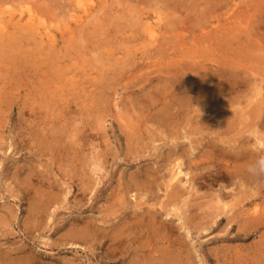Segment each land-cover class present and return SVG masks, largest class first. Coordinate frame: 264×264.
I'll return each instance as SVG.
<instances>
[{"label":"rangeland","instance_id":"obj_1","mask_svg":"<svg viewBox=\"0 0 264 264\" xmlns=\"http://www.w3.org/2000/svg\"><path fill=\"white\" fill-rule=\"evenodd\" d=\"M56 1H54L55 3L54 2L52 3L51 0L49 1L48 0H24V1L0 0L1 17H10L11 11H14L19 16L20 13L24 11L25 19L23 20L22 23L26 24V18L28 16V6L34 5V8L35 9L37 8L36 10L39 11L40 8L39 11L41 12L40 14L47 20V24L51 26L50 28L52 29V31L57 34L56 49L54 46L52 47V44L55 41L54 42L49 41L50 38L45 33L38 32L35 33L33 37L27 38L28 40H25L22 45L23 49L25 48L29 51L27 53H32V51L36 49V45L38 43H41L42 45L39 44L42 46V48H40L42 50H40V54H39L41 61V58L42 59L47 58V60L49 59L51 60L52 57H54L55 51H58L59 49L61 50L58 51L59 52L58 54H60L59 57L55 58L52 64L50 62L34 63L31 60H27L26 58L23 57L22 58L19 57L17 58V60H10L11 58L5 56L7 45L5 46V48H3V44L5 42H3L4 41L3 38L0 39V50L3 51V53H0V60H1L0 61V251L4 255L3 262L6 264H11V263L12 264H27V263L28 264H44V263L72 264V262L74 264H133V263L135 264H148V263L150 264H177V263L178 264H262L263 263L264 264V236H263L264 225L263 224L260 226L257 225L258 226L257 227L252 223L248 224L249 219L247 220L246 216L247 215L249 216V213H247V215L245 213H240L243 211V209H247L246 211L252 210L253 206H255V203L247 205L248 207L238 205L235 208V210H232V212L229 211V213H222V215H220L217 218L212 219V216H210L209 217L210 223L205 224L204 228L202 229H197L189 225L188 223H185L184 218L180 217L178 214H176L173 211L172 209L173 207H171L172 205H167V209L163 208L164 214L162 215L160 213L159 218H162L163 216L165 218L166 217L168 218L167 212H170V210H172L173 212L169 215L170 216L169 218H171L169 221H172L174 228H176L174 229L173 238L175 237L181 243L183 240V239L181 240V238H184V240L186 239L185 240L186 242L183 240L182 245L185 246L188 251L184 248L185 249L184 252L180 253L181 251L179 250H181L183 246L179 249H176V247L174 248V246H172L169 249L172 250V253L175 252L174 254L180 255L179 258H181V260L177 258V260L179 259L178 261L175 259L168 261L166 259H161V257H159L161 256V252H162V250L161 252L159 250L162 248V246H164L165 248L167 243L160 242V244L162 243L160 247L158 246L159 244L152 245L155 247L156 250L154 249V251L156 253L154 251L153 253L152 252L150 253L152 247H150L151 245L149 244L151 242H148L150 238L146 236L148 234L146 235L138 234L139 236L137 237L136 240H132L133 242H130L131 240H129L128 238L129 236L127 235V233L124 234V237L126 236L124 239H127L126 242H123L122 245H120L121 247L123 246L122 249H120L121 248L120 246L115 247L116 248L115 251H112V248H114L115 244L114 241H112L109 236L106 237L103 234L97 235L96 233L91 234L92 236L91 235L82 236L83 233H80L81 231L79 232V228L83 227L84 225H87L89 219L92 225L100 224L103 227H107L108 229L116 228L115 222L120 223L119 224L120 228H122L123 225L126 224L124 218L121 217V215H124L122 214L123 210H120L119 211L120 213H118L117 217L114 218L115 222L113 219H111V217L107 216L108 214L107 208L110 207L111 202L114 200L113 197L112 198L110 197V194H112L113 191H115L114 193H116L117 190H118L117 192H119V189L120 190L123 189L126 198L128 200H131L132 198L131 201L135 200L133 199L134 197L133 192H137L139 199H141L144 202L145 206L150 208L153 206L154 208L158 206L157 208L160 207L162 209L161 204L163 203L164 200L165 201L167 200V192L166 190H164V187L162 186L166 185V183L170 180L166 178L168 177L171 178V174H170L171 172L169 167H171L170 165L172 166L174 165V161L169 166H167L166 169L163 167L166 161L165 156H167L168 153L172 152V150L173 152H178L177 155L178 157L180 156L182 161L185 159V162L183 161L184 163L183 169L185 172H188L189 176L186 175V173H182L183 176L179 175V177L182 178L183 180L182 183L184 182V185L185 184L187 185L186 187V185L184 186L182 184L183 187H185V189H188L187 192L189 193L187 194H191L192 192L195 193L196 195L198 194L196 200L200 201L203 204L204 212H208V211L211 212L210 208H212L213 211H215V205L222 204L218 201V199L223 200L221 202H226V201L230 202L229 200H232L233 195L238 197L241 194H243V192L244 193L251 192L249 194H252V198L260 199L259 200L260 202H264V172L259 171L261 167H264V160L255 161L253 162V165L249 164V166H251L249 167L251 168V170L256 169L255 171H252L254 173V176L250 178L247 177V175H242L241 173H239L238 176L232 179L233 180L232 182V180L229 179L223 180L222 178L219 179L214 178L213 176H211L213 175L212 172L207 171L206 173L201 174V178H199L201 181L200 180L197 181L193 179L194 174L200 172V169L196 168L195 166H191L190 164L191 159H198V160L205 159L208 161L212 158H219L226 163L227 162L229 164L231 163V169H235L233 168L234 167L233 165H235V163L237 164L235 166L242 164V160L240 163V161H235L231 159L229 156L225 157L220 148H217L215 152H212L213 156L211 155L210 151L212 150L213 146L212 144H209L210 139L214 141H219V143L222 145H230V144H227L228 142H226V139L228 138H225V140L223 141L222 138L224 137L222 136L224 135H221L219 134V132L215 131L217 124L214 125V127L212 126L205 127L203 124H202L204 126L203 128H200V126L197 127V125L203 123L204 120H206L205 123H208L207 118L211 119L213 118V116L216 115L214 111L213 112H211L210 110L206 111V108L201 106L200 103L195 101L193 104H191L192 106L191 110H190V106L187 109H185V113H182L181 116L180 115L178 116L179 118L177 120L178 123L174 122L171 125V127L164 125L161 119L162 118L161 109L164 107L165 104V102H163L160 99L162 95L163 96L167 95L170 99V102L172 100L177 101L178 98H181L185 95L196 96V93L194 92L184 91L185 85L188 82H191V80L193 81V78L197 76L196 73L194 72L190 73V71L187 70L191 65H196V64L199 65L201 63L199 62L198 64V60L194 59L193 55L205 54L206 55L205 58H208L210 54L212 56L214 54V52H212V49L210 47L203 45L201 46L200 50H196V49L193 50L191 48V50L189 49V52L188 50L180 51L179 52L181 54L179 56L180 58L176 57V61L178 62L175 66H172V69H170V66L167 65L166 61H163L162 58H161L162 62L153 65L154 67L142 66V63L144 62L142 56L144 54L147 55L150 52L149 51L150 45L147 44L148 39L146 40H144V38L137 39L134 36L139 31L141 32L143 30L144 32H146L143 26L146 19L141 18V11L145 6H147V3H144L139 0H129L130 2L127 1L126 3L124 2L125 0H113V1L111 0L112 5H110L111 1L109 0V2L106 5V8L104 9L107 13L104 10L103 12H101V14L104 16L103 19L107 18L106 21L102 20L103 22L102 26L100 25L102 22H99V24L95 23L97 25L95 27V24L92 21L91 22L88 21L83 23V25H80V21H78L79 16L80 14L81 15L84 14L82 1L81 2L80 0H62V1L56 0ZM95 1H96L95 4L100 5V0H95ZM114 1L115 4L113 3ZM116 1L118 4L116 3ZM202 1L204 3H202ZM202 1L185 0V2H187L190 6L194 7L193 10L195 12L192 11L193 13H198L197 11L198 9L200 10L201 8L203 9L206 7L205 1L208 0H202ZM58 2L61 5H59ZM36 4L39 6H35ZM122 4L125 6H123ZM128 4L130 7L128 6ZM118 5H120L121 7H119ZM137 6L139 8H137ZM108 7L109 9L112 10L110 11L107 10ZM130 8L131 9L135 8L134 10L136 11L134 12V16H132L133 13H131L132 10ZM108 12L110 13V15L108 14ZM185 14L186 12L183 15ZM114 15L116 17V18L114 17L115 22L118 23L116 25L114 23L113 24L111 23V20L114 21L113 20ZM118 16L120 17L118 18ZM135 16H137V19ZM157 16L158 15L155 14V17L152 20L157 22L158 21ZM108 18L109 19L112 18V19L109 20ZM116 19L117 21L120 22V24L119 22L116 21ZM108 21H110L109 22L110 24L108 23ZM127 21L129 22L128 24ZM86 23L88 24V26L86 25ZM131 23H132V28L130 25ZM8 24H9L8 29L6 30V32H8V35L12 34L13 36L14 33V35L20 37L21 33H24L22 31L23 28L21 29L18 27L15 28L16 25L15 24L12 25L13 23L11 20L8 22ZM134 25L137 28H135ZM76 28L79 29V31ZM81 28L85 30V31L83 30V33L85 32V35L87 34L86 37L88 40L86 41L88 44L82 39H81L82 41L79 39L81 38V35H79L80 31H82ZM99 29L101 30L99 31ZM106 29L108 30L110 29V31L108 32V30ZM73 30L75 31L72 32ZM97 31H99L100 33H97ZM101 32L103 34H101ZM93 34H95L96 37L95 36L93 37ZM73 35H75L74 38L76 37L75 39L77 41L75 39H71ZM21 38H17V41L18 39L22 41ZM69 39H71L70 42L68 41ZM68 42L70 47H68L69 45H67ZM94 42L95 43L98 42L100 47L98 46V44L96 45ZM91 45H93L94 47H92ZM237 45L238 42L235 45H232L233 50L231 47L226 48L227 46L225 45L223 47L217 45L220 46L219 47L220 49L216 50L215 54H217L216 56L223 58L226 61L228 60L229 56L235 57L234 59L235 62L233 63L232 67L235 66V68L237 69L233 68L234 72L238 73L240 71L239 74H243V75L245 74L244 76H247L249 78L250 84H247V86L242 84L241 85H242V89L245 87L248 90V88L250 87V90L248 91L245 90L241 92L239 91V89H237L236 92L227 91L226 96L229 95L228 96L229 98L235 96L236 98L237 94L238 95L240 94V96L242 97L247 95L248 97L252 96L257 99L262 95V94L258 95L257 92L259 89L264 94V81L262 79L264 77V71H263L264 51L260 52L259 50L257 51V49H254L256 50V52H254V54H251V56L248 57V54H250L251 52H249L248 49H243ZM84 46H86L85 47L86 49L83 50ZM96 47H98L100 50L102 49L101 51L104 52L102 53L100 51V55L95 53L94 49ZM252 48L253 47L249 48L250 51L252 50ZM84 54H86V56ZM93 54L96 56V58ZM107 55H109L110 57L108 56L107 58ZM257 55H262L263 58L262 56L259 57ZM97 59L98 61H96ZM157 59H160V57H158ZM213 59H208L205 61V63L209 65L211 64L212 66L214 64L213 67L215 68H217L218 66H223V67L226 66L222 64L223 62L221 63L218 61L217 63V61ZM93 60L96 62L100 61L99 63L100 65L94 62ZM20 62L21 64H19ZM182 62L185 64V66ZM25 63L28 65H26ZM107 63H108L107 67L110 70L107 69L108 71L106 72L107 67L105 65H107ZM246 64L248 65L246 66ZM179 65L183 68H181ZM186 66L188 67V69L186 68ZM246 67L249 68L252 74L248 72L249 70H247L248 68ZM257 67H260V69ZM229 68L231 67L229 66ZM158 69L160 72L158 71ZM183 71H187V72L183 74ZM51 72L54 74H52ZM151 72L156 76L153 75L152 77ZM247 73L251 75L248 76ZM215 74L219 76L218 72H216ZM149 75L150 77L148 78ZM218 76L217 79L223 77L218 79V81L223 82V84L226 85L228 84V82H231L234 79H236L231 77L230 75L227 76L221 75L219 77ZM143 77H145L146 79L144 78L145 79L144 80ZM54 79L57 81H55ZM237 86H239V84H237ZM50 90H52L53 93L50 92ZM73 90L76 92L75 94L73 93L74 92ZM44 92L46 93L45 96L43 95ZM102 95L104 98H102ZM226 98L227 97L222 98L223 100L222 99L220 100L221 101L220 105L222 106V108L219 109L217 106V109L215 110L216 112L220 111L219 113H221V110L222 112H224L225 110L228 109V107H226L227 104L225 103L223 104V101ZM38 102L41 104L40 105L37 104ZM48 103L52 105L50 106ZM41 105L43 106L41 107ZM102 111L104 112V114L102 113ZM95 113L99 115L95 116ZM198 113H200L201 116L198 117L197 116ZM75 115L77 118L75 117ZM221 115L223 114H220L218 116L216 115L215 120H219V119L223 120V116ZM101 116L103 119L98 118ZM192 116L194 117L192 118ZM66 118L68 122L67 120H65ZM91 118L93 121L91 120ZM189 118H191L192 120ZM70 119L74 121H71ZM99 119H101L102 121H99ZM70 121L72 123L73 122H77V123L72 124ZM91 121L92 122L95 121L96 124L94 123L95 125L93 124L91 125L92 123ZM134 121L136 122L137 127L139 126L138 128L141 129V132L139 133L140 136L137 145L138 148L136 149V152L139 153L137 154L136 152H134L133 154L128 155L126 153L128 145H127V137L125 136L126 135L125 129L126 130L130 129L131 126L134 127L135 125L130 124V122L133 123ZM180 121L182 122L180 123ZM69 122L70 124H67ZM101 123L105 127L101 126ZM127 123L128 125L130 124V126H127L126 125ZM209 124H211L210 121ZM99 125L101 126V128L99 127ZM94 126H97L96 130ZM258 127L260 128L259 130H261L264 133V126L260 125ZM77 128L79 131L77 130ZM143 129H145V131ZM100 132L106 134L103 135L102 133V135L106 139L104 137L101 138L102 135H100L101 134ZM185 132L188 134H185ZM162 134L163 136L161 137ZM247 134L250 138L248 141L250 142L249 145L250 149H253V151L258 152L259 151L258 149L256 150L254 149V148H258L257 147L258 143L256 142L257 138L255 139V137L257 136L253 133L252 135L250 133ZM166 135L168 137H166ZM151 136L154 138H151ZM215 136L217 137L215 138ZM178 137H180L179 138L180 141L182 140L179 146H177L175 142L178 139ZM82 138L86 142H84ZM100 138L102 143L100 142ZM243 138L244 137L238 139V142L236 141L235 142L236 144L234 143V145L240 146L241 144H243L244 141ZM80 139L82 140L79 141ZM141 139L144 140L142 141ZM94 140H96L97 142L96 144L100 145L99 146L100 148L102 147L103 151H106L107 148H109L110 150L109 151L107 149L109 153L105 157V159H107L108 161L103 158L104 159L103 161L106 163L105 168L99 173H95L93 169H91L92 167L90 166V162L89 163L87 162L84 165L86 161L92 160L90 158V157L93 158L92 155H95V148L94 146L90 145L92 143H93L92 145H94L95 143ZM246 140L247 138L245 139V141ZM53 141L55 142L53 143ZM57 141L59 142V144ZM83 142L86 144H84ZM67 143L70 145H68ZM73 143H75V145ZM253 144L256 145H254L253 147ZM78 146L79 149L77 148ZM184 147L186 149L185 152H183ZM100 148H98V150H100ZM83 150L86 151L84 152ZM88 150H90L91 152L93 151L92 153L90 152L92 155H89L90 153H88L89 152ZM232 150H234V148ZM80 152L82 154H80ZM86 152L88 153L86 155L89 156V159L87 158L88 156L86 157L85 155ZM206 153L209 156H207ZM64 154L66 155V157L64 156ZM190 154L191 157L189 156ZM83 156H85V158H87L88 160L85 159ZM223 156L225 158H223ZM182 157H184V159H182ZM69 158L70 159L73 158V159L70 160ZM81 158L83 160H81ZM65 162L67 164H65ZM74 162L76 163L73 164ZM159 164L160 167H162V170L158 167ZM254 165L257 168H255ZM148 166L153 168V170H155L156 172H158L157 169H159V171L161 170L160 171L161 173L159 172L160 175L164 174V177L162 179L160 178L159 182L157 181L160 185L156 183V187H158L157 188L158 197L157 196L153 197L151 191H148V189L146 188H138L136 184H134L133 182V176H135L136 174L144 173ZM72 167L76 169L75 170V173L77 172L76 178L79 176L77 179L81 181V178L83 179L85 178V180L87 179L85 182L91 181L92 184L91 183L90 184L92 186H90L89 189L88 188L85 190L80 189V186L77 183H74L71 179H69L70 177L66 176L67 170L69 171ZM249 168H246V170H248ZM165 170L168 172L167 174L164 173L166 172ZM80 176L83 177L80 178ZM96 176H97V181H96ZM99 176H100L99 179L101 181L98 179ZM162 180L166 182H163ZM125 184L128 185L129 187H127ZM95 186H97L96 187L97 189L95 188ZM119 186H121L122 189ZM117 187L118 189H116ZM50 190L53 192V194ZM128 190L131 192V194ZM27 191H30L31 193ZM221 192L222 193L225 192L224 193L225 196L228 193L229 194L227 197H225L220 195ZM39 193L42 194L40 195ZM212 196L213 199H210L212 198ZM215 200H217V202ZM181 201L182 200L178 201L179 202L177 203L178 206L181 205L180 204ZM214 201L216 202L215 205L213 203ZM210 202L213 203L214 207L210 204ZM148 203L150 206H148ZM157 203H161V204H157ZM7 204L9 206H7ZM102 205H104V207ZM101 206L102 208H100ZM12 208L14 211L12 210ZM101 210H103L104 213H102L103 211ZM129 212L132 213L133 209H131ZM234 213H238L239 218L236 220H229L230 219L229 216L233 215ZM38 214H40L39 215L40 217L38 216ZM7 215L9 217V220H7L8 218ZM33 215L35 216V218ZM86 217H88L89 219ZM79 218H81V220ZM119 220H122L124 223ZM250 228L252 230H249ZM4 234L5 237L3 238ZM134 234L135 233H133L132 235L131 233L130 237H134L136 235ZM145 242L147 243V245ZM23 244L25 245V247ZM111 252H117L118 255L117 256L110 255ZM177 252H179V254ZM187 252L188 253L190 252V254L188 255ZM5 255L8 257H6ZM153 256L155 257V259H153L154 258ZM137 258L139 260H137ZM36 261H38L39 263Z\"/></svg>","mask_w":264,"mask_h":264},{"label":"bare ground","instance_id":"obj_2","mask_svg":"<svg viewBox=\"0 0 264 264\" xmlns=\"http://www.w3.org/2000/svg\"><path fill=\"white\" fill-rule=\"evenodd\" d=\"M6 1V0H5ZM24 1V0H23ZM49 1V0H48ZM56 1V0H54ZM54 1L51 0V2L53 3ZM59 1H62V0H59ZM82 1V4H83V11H84V14H80L79 16V19L78 21H80V25H83V23L85 22H94V24H99V22H102V20H105L103 19L104 16L101 14V12H103V10L106 8V5L107 3L109 2V0H100V5H97L95 4V0H80V2ZM111 1V0H110ZM113 1V0H112ZM112 1L110 3V5H112ZM127 1L129 0H125L124 2L126 3ZM139 1H142L144 3H147V6H145L142 11H141V18L142 19H146V21L144 22L143 26L145 28V31L144 32L143 30L140 32H138L137 34H135L134 37H136L137 39H142L144 38V40L148 39V45H150V48H149V53L147 55H143L142 58L144 60V62L142 63V66H147V67H151L155 64H158V63H161V58L163 59V61H166L167 65L170 66V69H172V66H175L177 64L178 61H176V57H179L181 54L179 53L180 51H186L188 50L189 52V49L191 50V48L194 50H200L201 46L205 45L207 47H210L212 49V52H214L213 56L210 54L208 56V58H205L206 55L205 54H195L193 55L194 59H197L198 60V64L199 62H201L199 65H191L188 69V67L186 66V68L188 69L187 71H190L191 72H194L197 74V76L195 78H193V81L191 80V82H188L185 87H184V91H191V92H194L196 93V96H193V95H185L181 98H178L177 101H174L172 100L170 102V99L167 95L163 96L160 98L163 102H165L164 104V107L161 109L162 113H161V116H162V122L164 123V125L166 126H170L174 123V122H177L178 123V116L182 113H185V109H187L189 106H190V110H191V104H193L195 101L200 103L201 106L205 107L206 108V111L207 110H210L211 112H215V114L218 116L220 114H223L221 116H223V120L222 119H218L219 120H215L216 118V115L213 116V118L208 119V123H205L206 120L203 121V123L201 124H198L197 127L200 126V128H203L204 126L205 127H214V125L217 124V127L215 129V131L219 132V134L221 135H224L222 137V140L224 141L225 138H228L226 139V142H228L227 144H230V145H222L219 143V141H214L210 138L209 140V144H212V150L210 151L211 152V155L213 156V153L212 152H215L217 150V148H220L222 153L224 154L225 157L229 156L231 159L235 160V161H240L241 163V160H242V164L238 165V166H235L237 165L235 163V165H233L232 167L235 168V169H231V163L229 164L228 162H224L222 161L221 159L219 158H212L210 160H205V159H191L190 160V164L191 166H195L196 168L200 169V172L198 173H195L194 176H193V179L199 181L201 178V174H204L206 173L207 171H211L214 178H222L223 180L224 179H229V180H232L234 177L238 176L239 173H241L242 175H247V177H252L254 176V173L252 171H255L257 167H254L255 168H252V169H255V170H251V166H249V164L253 165V162L255 161H261V160H264V133L259 130L260 128L258 126L260 125H263L264 126V94L263 92H261V90L259 89L258 90V95L259 94H262L260 97H258L257 99L254 98V97H248L247 95H245L244 97L240 96V94L238 95L237 94V97L235 98L232 97V98H229L228 96H226V92L229 91V92H236L237 89H239V91H248L250 90V87L248 88V90L245 88L242 89V85H246L247 84H250V80L247 76H244L243 74H239L238 73H235L234 72V69H237L234 67H232L233 63L235 62V57H230L228 58V60H224L223 58H220L218 56H216L217 54H215L216 50L220 49L219 47H223L224 45L227 46L226 48L228 47H231L232 50H233V47L232 45H235L237 42H238V45L237 46H240L241 48L243 49H248L249 52H251L250 54H248V57L251 56V54H254V52H256V50L254 49H257V51L259 50L260 52L261 51H264V0H208V1H205L206 2V7L205 8H201L200 10L198 9V13H193L192 11H194V7L190 6L187 2H185V0H139ZM199 1V0H198ZM202 1V0H201ZM26 2V1H25ZM32 2V1H31ZM34 2V1H33ZM41 2V1H40ZM57 2V1H56ZM130 2V1H129ZM132 2V1H131ZM149 2V3H148ZM55 3V2H54ZM115 4V1L113 2ZM117 3V1H116ZM123 3V2H121ZM195 3V2H194ZM202 3H204L202 1ZM30 4V3H28ZM46 4V3H45ZM59 4V2H58ZM118 4V3H117ZM130 4V3H129ZM128 4V6H129ZM132 4V3H131ZM138 4V2H137ZM42 5V4H40ZM50 5V4H49ZM61 5V4H59ZM123 5V4H122ZM133 5V4H132ZM35 6H39V5H35ZM119 7H121L120 5H118ZM117 6V7H118ZM125 6V5H123ZM195 6V5H194ZM130 7V6H129ZM132 7V6H131ZM202 7V5H201ZM44 8V6H43ZM46 8V7H45ZM125 8V7H124ZM136 8V7H135ZM134 8V9H135ZM137 8H139L137 6ZM37 9V8H36ZM34 8V5H29L28 6V16L26 18V24L22 23L23 20L25 19L24 16H25V13L24 11H22L20 13V15L18 16V14H16L14 11H11V15L10 17H1L0 19V39L3 38V42H5L3 44V48H5V46L7 47L6 51H5V56L11 58L10 60H17V58L19 57H23V58H26L27 60H31L32 62L34 63H51L53 62V60L57 57H59L60 54H58L59 50L58 51H55L54 53V57H52V59L50 60H47V58L45 59H42L41 58V61H40V48H42V44L41 43H38L36 45V49H34L32 51V53H27L29 52L27 49H23L22 48V45H23V42L25 40H28L27 38H31L34 36L35 33H45L48 35V37L50 38L49 41L51 42H54L52 44V47L54 46L55 49H56V41H57V34L54 33L52 31V29L50 28L51 26L49 24H47V20L40 14L41 12L40 11V8H39V11L36 10ZM131 9V8H130ZM129 9V10H130ZM133 8L130 10L131 13H133L132 16H134V12L136 10H134ZM196 9V8H195ZM52 10V9H50ZM107 10H112V9H108ZM116 10V9H115ZM128 10V11H129ZM105 11V10H104ZM127 11V10H126ZM125 11V12H126ZM106 12V11H105ZM140 12V11H139ZM186 12L185 15H183L184 13ZM195 12V11H194ZM45 13V12H44ZM48 13V12H47ZM107 13V12H106ZM116 13V11H115ZM115 13H112V14H115ZM130 13V15H131ZM137 13V12H136ZM135 13V15H136ZM108 14L110 15V13L108 12ZM111 14V16H112ZM121 14V13H120ZM127 14V13H126ZM139 14V13H138ZM155 14L158 15L157 18H158V21L155 22L153 21L152 19L155 17ZM107 15V16H109ZM138 16V15H137ZM137 16L136 19H137ZM115 15L113 16V20H111V23L113 24H118L115 22ZM120 16H118L119 18ZM134 18V17H133ZM109 19V18H108ZM112 19V18H110ZM109 19V20H110ZM12 21V25H16L15 28H23L22 31L24 33H21V36H17V35H14L13 33V36L12 34H9L8 35V32H6V30L8 29V22L9 21ZM104 21V22H105ZM117 21V19H116ZM136 21V20H135ZM134 21V22H135ZM110 21H108L109 23ZM119 22V21H117ZM129 22L127 21V24ZM140 23V22H139ZM91 24V23H90ZM95 24V27L97 26ZM110 24V23H109ZM120 24V22H119ZM136 24V23H135ZM86 25L88 26V24L86 23ZM101 26L103 25V22L100 24ZM131 25V28H132V23L130 24ZM129 25V27H130ZM108 26V25H107ZM118 26V25H117ZM43 27V28H42ZM120 27V26H119ZM118 27V28H119ZM135 27V25H134ZM84 28V27H83ZM100 28V27H99ZM104 28V27H103ZM122 28V27H121ZM137 28V27H135ZM69 29V27H68ZM77 29V28H76ZM82 29V28H81ZM91 29V28H90ZM95 29V28H94ZM98 29V28H97ZM25 30V31H24ZM66 30V29H65ZM79 31V29H77ZM83 30L80 31V34L81 35V38H79L80 40L82 39L83 41H85L87 43L86 40L87 37L85 35V32L83 33ZM101 29H99L100 31ZM108 30V29H106ZM118 30V29H117ZM10 31V30H9ZM12 31V30H11ZM21 31V32H22ZM75 30H73L72 32H74ZM85 31V30H84ZM87 31V30H86ZM99 31H97V33H100ZM110 31V29L108 30V32ZM71 32V33H72ZM116 32V31H115ZM120 32V31H119ZM18 34V33H17ZM101 34H103L101 32ZM115 34V33H114ZM125 34V33H124ZM160 34V35H159ZM37 35V34H36ZM76 35V34H75ZM71 37V39H75L74 36ZM66 36V34H65ZM63 36V37H65ZM77 36V35H76ZM96 37L95 34H93V37ZM22 37V38H21ZM47 37V36H45ZM102 37V36H101ZM124 37V36H123ZM17 38H21L22 41L20 39H18L17 41ZM128 38V37H127ZM69 39L68 41L70 42ZM93 39V38H92ZM95 39V38H94ZM46 40V39H45ZM62 40V39H61ZM60 40V41H61ZM76 40V39H75ZM81 40V41H82ZM105 40V39H104ZM77 41V40H76ZM93 41V40H92ZM96 41V40H95ZM98 41V40H97ZM65 42V41H64ZM69 42L67 45H69ZM104 42V41H103ZM95 43V42H94ZM111 43H114V42H111ZM41 44V45H39ZM81 44V43H80ZM84 44V43H83ZM88 44V43H87ZM96 45L98 44V42L95 43ZM101 44V43H100ZM61 45V44H60ZM82 45V44H81ZM217 45H220V46H217ZM48 46V45H47ZM58 46V45H57ZM75 46V45H74ZM88 46V45H87ZM92 47H94L93 45H91ZM98 46L100 47V45L98 44ZM110 46V45H109ZM70 47V45L68 46ZM86 46H84L83 50L86 49L85 48ZM91 47V49H92ZM105 47V46H104ZM103 47V48H104ZM252 48V50L250 51L249 48ZM74 48V47H73ZM54 49V50H55ZM82 49V48H81ZM89 49V48H88ZM94 49V48H93ZM206 49V48H205ZM241 49V50H243ZM3 50V49H2ZM47 50V49H46ZM53 50V49H52ZM65 50V49H64ZM95 53L99 54L100 55V50L98 47H96L94 49ZM1 51V50H0ZM19 51V53H18ZM44 51V50H43ZM61 51V50H60ZM93 51V50H92ZM46 52V51H45ZM50 52V51H48ZM79 52V51H78ZM77 52V54H78ZM82 52V51H81ZM102 52V51H101ZM104 52V51H103ZM102 52V53H103ZM199 52V51H197ZM237 52V51H236ZM247 52V51H246ZM253 52V53H252ZM0 53H3V51H1ZM87 53V52H86ZM193 53V52H192ZM248 53V52H247ZM108 54V53H107ZM183 54V53H182ZM86 56V54H84ZM89 55V54H88ZM94 55V54H93ZM92 55V56H93ZM104 55V54H103ZM239 55V54H238ZM241 55V54H240ZM245 55V54H244ZM4 56V55H3ZM95 56V55H94ZM109 55H107V58H108ZM191 56V55H190ZM237 56V55H236ZM255 56V55H254ZM259 57H261L262 55H257ZM72 57V56H71ZM101 57V56H100ZM106 57V56H105ZM110 57V56H109ZM158 57H160V59H157ZM61 58V57H60ZM96 58V56H95ZM94 58V59H95ZM102 58V57H101ZM180 58V57H179ZM183 58V57H182ZM215 59L218 63L219 62H223L222 64L223 65H226V66H218L217 68L213 67V66L210 64H207L205 63L206 60L208 59ZM243 58V57H242ZM247 58V57H246ZM255 58V57H253ZM263 58V56H262ZM7 59V58H6ZM63 59V58H62ZM151 59V60H149ZM213 59V60H214ZM260 59V58H259ZM264 59V58H263ZM64 60V59H63ZM89 60V59H88ZM104 60V59H103ZM244 60V59H243ZM242 60V61H243ZM262 60V59H261ZM1 61V60H0ZM8 61V60H7ZM91 61V60H90ZM94 61V60H93ZM98 61V59L96 60ZM94 61V62H96ZM246 61V59H245ZM254 61V60H253ZM252 61V62H253ZM10 62V61H9ZM18 62V61H17ZM22 62V61H21ZM21 62L19 64H21ZM25 62V61H24ZM104 62V61H103ZM102 62V63H103ZM12 63V61H11ZM60 63V62H59ZM96 63H100L99 62H96ZM101 63V64H102ZM106 63V62H105ZM183 63V62H182ZM194 63V62H193ZM241 63V62H240ZM26 64V63H25ZM32 64V63H31ZM124 64V63H123ZM184 64V63H183ZM239 64V63H238ZM28 65V64H26ZM43 65V64H42ZM100 65V64H99ZM103 65V64H102ZM248 64H246L247 66ZM256 65V64H255ZM23 66V65H22ZM34 66V65H33ZM36 66V65H35ZM44 66V65H43ZM48 66V65H47ZM106 67L108 66V63L107 65H105ZM157 66V65H156ZM180 66V65H179ZM185 66V64H184ZM229 66L231 68H229ZM237 66V64H236ZM42 67V66H40ZM49 67V66H48ZM112 67V66H111ZM154 67V66H153ZM181 67V66H180ZM227 67V68H225ZM242 67V66H240ZM45 68V67H44ZM47 68V67H46ZM54 68V67H53ZM102 68V67H101ZM166 68V67H164ZM168 68V66H167ZM183 68V67H181ZM234 68V69H233ZM245 68V67H243ZM248 68V67H246ZM260 69V67H257ZM24 69V68H23ZM104 69V67H103ZM108 67L106 68V72L110 69H108ZM112 69V68H111ZM180 69V68H179ZM205 69V70H204ZM7 70V69H6ZM30 70V68H29ZM36 70V69H35ZM38 70V69H37ZM50 70V69H49ZM59 70V69H58ZM63 70V69H62ZM61 70V71H62ZM163 70V69H162ZM249 70V68L247 69ZM76 71V70H75ZM104 71V70H103ZM147 71V70H145ZM155 71V70H154ZM157 71V70H156ZM159 71V69H158ZM178 71V70H177ZM182 71V70H181ZM180 71V72H181ZM187 71H183V74ZM255 71V70H254ZM264 71V70H263ZM38 72V71H37ZM60 72V71H59ZM143 72V71H142ZM160 72V71H159ZM218 72L219 76L223 75V76H227V75H230L231 77L233 78H236L234 79L233 81L231 82H228V84H223V82H219L218 79L220 78H223V77H220L217 79V76L215 73ZM249 73L250 70L248 71ZM261 72H262V69H261ZM15 73V72H14ZM52 73V72H51ZM61 73V72H60ZM78 73V72H77ZM152 73V72H151ZM177 73V72H176ZM189 73V74H190ZM243 73V72H242ZM255 73V72H254ZM43 74V73H42ZM54 74V73H52ZM171 74V73H170ZM248 74V73H247ZM252 74V73H251ZM251 74H248L251 75ZM44 75V74H43ZM48 75V74H47ZM59 75V74H58ZM146 75V74H145ZM152 77L153 75L155 74H151ZM176 75V74H175ZM56 76V75H55ZM156 76V75H155ZM178 76V75H177ZM180 76V75H179ZM218 76V77H219ZM256 76V75H255ZM258 76V74H257ZM150 77V75L148 76V78ZM192 77V76H191ZM230 77V79H231ZM252 77V76H250ZM263 77V75H262ZM145 77H143L144 79ZM46 79V78H45ZM146 79V78H145ZM144 79V80H145ZM227 79V78H226ZM263 81H264V77L262 78ZM49 80V79H48ZM55 80V79H54ZM168 80V79H167ZM256 80V79H254ZM57 81V80H55ZM73 81V80H72ZM176 81V80H175ZM180 81V80H179ZM262 81V80H261ZM177 82V81H176ZM253 82V80H252ZM256 82V81H255ZM77 83V82H76ZM181 83V82H180ZM174 84V83H173ZM179 84V82H178ZM183 84V83H182ZM237 84H239V86H237ZM242 84V85H241ZM259 84V83H257ZM43 85V84H42ZM68 85V84H67ZM166 85V84H165ZM73 86V85H72ZM169 86V85H168ZM180 86V85H179ZM178 86V87H179ZM250 86V85H249ZM253 87V86H252ZM39 88V87H38ZM180 88V87H179ZM64 89V88H63ZM211 89V90H210ZM42 90V89H41ZM59 90V89H58ZM252 90V89H251ZM74 91V90H73ZM80 91V90H79ZM82 91V90H81ZM177 91V90H176ZM50 92H52V90H50ZM61 92V91H60ZM102 92V91H101ZM238 92V93H240ZM43 93V91H42ZM53 93V92H52ZM58 93V92H57ZM74 94L76 93L75 91L73 92ZM163 93V92H162ZM45 92H44V96H45ZM60 94V93H59ZM73 94V95H74ZM186 94V93H185ZM254 94V93H253ZM61 95V94H60ZM80 95V94H79ZM81 96V95H80ZM250 96V95H249ZM50 97V96H49ZM55 97V96H54ZM227 97L226 99H224L223 101V104H227L226 107H228L227 110H225L224 112H222L221 110V113L219 112H216L215 110L217 109V106L218 108H222V106L220 105L221 104V99L222 98H225ZM102 98L103 95H102ZM76 99V98H75ZM150 99V98H149ZM172 99V98H171ZM40 100V99H39ZM77 100V99H76ZM109 100V99H108ZM155 100V99H154ZM157 100V99H156ZM223 100V99H222ZM48 101V100H47ZM60 101V100H59ZM82 101V100H81ZM153 101V100H152ZM54 102V101H53ZM150 102V101H149ZM45 103V102H44ZM56 103V102H55ZM37 104H41V103H37ZM49 104V103H48ZM99 104V103H98ZM156 104V103H155ZM44 105V104H43ZM41 105V107L43 106ZM50 106L52 104H49ZM153 105V104H152ZM46 106V105H45ZM83 106V105H82ZM148 106V105H147ZM194 106V105H193ZM25 107V106H24ZM33 107V106H32ZM144 107V106H143ZM150 107V106H149ZM146 108V107H145ZM32 110V109H31ZM100 110V109H99ZM142 110V109H141ZM101 111V110H100ZM160 111V112H161ZM174 111V112H173ZM39 112V111H38ZM70 112V111H68ZM105 112V110H104ZM104 112L102 111V113L104 114ZM142 112V111H141ZM158 112V111H157ZM187 112V111H186ZM197 112V110H196ZM41 113V112H40ZM126 113V112H125ZM75 114V113H74ZM77 114V113H76ZM84 114V113H82ZM102 114V115H103ZM118 114V113H117ZM143 114V113H142ZM153 114V113H152ZM42 115V114H41ZM78 115V114H77ZM81 115V114H80ZM98 116L99 114H96L95 113V116ZM144 115V114H143ZM197 115V114H195ZM38 116V115H37ZM198 117L201 116L200 113H198L197 115ZM220 116V117H221ZM72 117V116H71ZM76 117V115H75ZM129 117H130V114H129ZM157 117V116H156ZM194 116H192L193 118ZM209 117V116H208ZM41 118V117H39ZM43 118V117H42ZM74 118V117H73ZM77 118V117H76ZM82 118V117H81ZM85 118V117H84ZM98 118H102L101 117H98ZM188 118V117H187ZM196 118V117H195ZM222 118V117H221ZM38 119V118H37ZM61 119V118H59ZM89 119V118H88ZM103 119V118H102ZM152 119V118H151ZM185 119V118H184ZM182 119V120H184ZM191 119V118H189ZM199 119H202V118H199ZM67 120V118L65 119ZM71 120V119H70ZM77 120V119H76ZM92 120V118H91ZM128 120V119H127ZM192 120V119H191ZM71 121H74V120H71ZM70 121V122H71ZM86 121V120H85ZM93 121V120H92ZM91 121V122H92ZM99 121H102L101 119H99ZM105 121V120H104ZM117 121V120H115ZM133 121V120H132ZM190 121V120H189ZM198 121V120H197ZM196 121V122H197ZM209 121L211 124H209ZM68 122V120H67ZM67 123V124H70ZM88 122V120H87ZM86 122V123H87ZM146 122V121H145ZM182 121H180L181 123ZM72 123V122H71ZM73 123H77V122H73ZM72 123V124H73ZM94 122L91 123V125H95ZM138 123V122H137ZM144 123V122H143ZM194 123V122H192ZM66 124V122H65ZM105 124V123H104ZM120 124V123H118ZM130 124L132 125H135L134 127L131 126L130 129H125V132H126V137H127V154H133L134 152H136V149L138 148L137 145H138V140H139V136H140V132H141V129L137 127V124L136 122L134 121L133 123L130 122ZM130 124L128 125V123L126 124L127 126H130ZM204 126H203V125ZM43 125V124H42ZM180 125V124H179ZM194 125V124H193ZM192 125V126H193ZM101 126L102 123H101ZM101 126L99 125V127L101 128ZM120 126V125H118ZM125 126V125H124ZM47 127V126H45ZM57 127V126H56ZM65 127V126H64ZM62 127V128H64ZM78 127V126H77ZM96 127L97 126H94L95 130H96ZM105 127V126H103ZM177 127V126H176ZM74 128V127H73ZM79 128V127H78ZM77 128V130H78ZM83 128V127H82ZM191 128V127H190ZM66 129V128H65ZM63 129V130H65ZM75 129V128H74ZM118 129V128H117ZM124 129V128H123ZM148 129V128H147ZM175 129V128H174ZM192 129V128H191ZM214 129V128H213ZM50 130V129H49ZM103 130V129H102ZM106 130V129H105ZM120 130V129H119ZM145 131V129H143ZM149 130V129H148ZM147 130V131H148ZM169 130V129H168ZM79 131V130H78ZM77 131V132H78ZM82 131V130H80ZM115 131V130H114ZM146 131V133H147ZM187 131V130H186ZM200 131V130H199ZM203 131V130H201ZM176 132V131H175ZM181 132V131H180ZM262 132V133H261ZM80 133V132H79ZM102 135L103 132H100ZM165 133V132H164ZM247 133H250L252 135L255 134L257 137H255V139L257 138L256 142L258 143L257 147L258 148H254L255 150L258 149L259 151L258 152H255L253 151V149H250L249 145H250V142L249 141V136ZM87 134V133H86ZM85 134V135H86ZM121 134V132H120ZM177 134V133H176ZM185 134H188L185 132ZM67 135V134H66ZM103 135H106L103 133ZM101 136L104 137V136ZM144 135V134H143ZM158 135V134H157ZM84 136V135H82ZM163 136V134L161 135V137ZM40 137V136H39ZM72 137V136H71ZM78 137V135H77ZM148 137V136H147ZM166 137H168L166 135ZM165 137V138H166ZM214 137V136H213ZM212 137V138H213ZM217 136H215L216 138ZM244 137V141L245 139L247 138V140L244 142L243 141V144H241L240 146H235L234 143L237 141L238 142V139ZM251 137V136H250ZM68 138V137H67ZM101 138H100V142H101ZM105 138V137H104ZM117 138V137H115ZM151 138H154L151 136ZM160 138V137H159ZM180 137H178V139L175 141L176 142V145L179 146V144L182 142V140L180 141L179 140ZM189 138V136H188ZM187 138V139H188ZM203 138V137H202ZM214 138V139H215ZM66 139V138H65ZM83 139V138H82ZM82 139H80L79 141H81ZM94 139V137H93ZM106 139V138H105ZM107 139H108V136H107ZM170 139V138H169ZM174 139V138H173ZM185 139V137H184ZM205 139V138H204ZM103 140V139H102ZM142 140V139H141ZM144 140V139H143ZM142 140V141H143ZM166 140V139H165ZM216 140V139H215ZM73 141V140H72ZM77 141V140H76ZM78 141V142H79ZM84 142H86L84 139H83ZM95 143L94 145H92V141L90 144L91 146H94L95 148V155H92L90 150H88L87 152L90 153L89 155H92V157H90L92 160L89 161V156L86 155L88 154L87 152L85 153L86 157L88 158H85V156H83L85 159H87L88 161H86L84 163V165L88 162H90V167L91 169H93V171L95 173H99L100 171H102L104 168H105V165L106 163L103 161L105 159V157L108 155L109 153V148L106 149V151H103L102 150V147L100 148L99 144H96V140H94ZM109 141V140H108ZM141 141V142H142ZM45 142V141H43ZM49 142V141H48ZM55 141H53L54 143ZM58 142V141H57ZM63 142V141H62ZM68 142V141H67ZM83 142V143H84ZM106 142V140H105ZM145 142V141H144ZM143 142V143H144ZM188 142V141H187ZM241 142V141H240ZM70 143V142H69ZM72 143V142H71ZM102 143V142H101ZM126 143V142H125ZM208 143V142H207ZM252 143V142H251ZM45 144V143H44ZM51 144V143H50ZM56 144V143H55ZM59 144V142H58ZM68 144V143H67ZM75 145V143H73ZM80 144V143H79ZM86 144V143H84ZM109 144V143H108ZM140 144V143H139ZM142 144V143H141ZM236 144V143H235ZM46 145V144H45ZM70 145V144H68ZM89 145V147H90ZM102 145V144H101ZM165 145V144H164ZM188 145V144H186ZM254 145L256 144H253V147ZM48 146V145H47ZM46 146V147H47ZM77 146V145H76ZM147 146V144H146ZM191 146V144H190ZM52 147H53V144H52ZM165 147V146H164ZM210 147V146H209ZM256 147V146H255ZM59 148V147H57ZM68 148V146H67ZM70 148V147H69ZM74 148V147H73ZM79 149V146L77 147ZM92 148V149H94ZM98 148H100V150H98ZM126 148V147H125ZM208 148V147H207ZM234 148V150H232ZM46 149H49V148H46ZM112 149V147H111ZM141 149V148H140ZM145 149V148H144ZM143 149V150H144ZM149 149V147H148ZM163 149V147H162ZM167 149V147H166ZM55 150V148H54ZM58 150V149H57ZM69 150V149H68ZM77 150V149H76ZM75 150V151H76ZM103 152H102V151ZM177 150V149H176ZM185 147L183 149V152H185ZM63 151V150H62ZM79 151V150H78ZM81 151V150H80ZM84 151V150H83ZM86 151V150H85ZM84 151V152H85ZM122 151V150H121ZM126 151V150H125ZM141 151V150H140ZM206 151H209V150H206ZM52 152V151H51ZM66 152V151H65ZM74 152V151H73ZM77 152V151H76ZM75 152V153H76ZM117 152V151H116ZM182 152V153H183ZM120 153V152H119ZM137 153V152H136ZM139 153V152H138ZM137 153V154H138ZM161 153V152H160ZM181 153V154H182ZM205 153V152H204ZM221 153V154H222ZM63 154V152H62ZM69 154V153H68ZM79 154V153H77ZM76 154V155H77ZM80 154H82L80 152ZM118 154V153H117ZM178 152H170L167 154L166 157V161L164 163V167L166 169L167 166H169L173 161H174V165H170L171 167H169L170 169V174H171V178L168 177L166 179H170L166 185H163L162 187H164V190H166L167 192V200L161 204V203H157V204H161V207L162 209L159 207H147L145 206L144 202L139 199L138 197V193L137 192H133V199H135L134 201H131V200H128L125 196V193L123 192V189L121 188V186H119L122 190L119 189V192L116 191V193H114L115 191H113L112 194H110V197L114 198V200L111 202V205L109 208H107V216L111 217V219L114 220L115 217H117L118 213H120L119 211L120 210H123L122 214L124 215H121L122 218H124L125 220V223L123 225L122 228H120L118 222H115V226L116 228H107V227H103L102 225L100 224H96V225H92V223L90 222V219H89V222L87 223V225H84L83 227H80L79 228V232L80 233H83L82 236H88V235H91V234H103L104 236L106 237H110L112 241H114V248H112V251H115L116 248L115 247H118L120 245H122L123 242H126L127 239H124V234L127 233V235L129 236V240H131L130 242H133L132 240H136L137 237L139 236L138 234H148L146 235L149 239L148 242H151L149 243L152 247V249L150 250V253L154 251L155 247L152 246L154 244H159L158 246L160 247V245L162 243H167L166 247L164 248V246H162V248L159 250L161 252V259H166L168 261L170 260H177V258H179L180 255H176L174 253H172V250H169L170 247L174 246V248L176 247V249H179L181 248L183 245V240L184 238H181L182 240V243L176 239L175 237L173 238V234H174V226H173V223L172 221H169L171 218H169L170 214L173 213L172 210H170V212H167V215H168V218L166 217H162V218H159V215L160 213L163 215L164 214V210L163 208H166L167 209V205H172L171 207H173V211L178 214L180 217L184 218L185 220V223H188L189 225L197 228V229H202L204 228V225L205 224H208L210 223V219L209 217L212 216V219L213 218H217L219 217L220 215H222V213H229V211L232 212V210H235V208L238 206V205H241V206H247L249 204H254L255 203V206H253V209L252 210H248L249 211H246L247 209H243L242 212L240 213H245L247 215V213H249V216L247 215L246 218L247 220L249 219L248 221V224L252 223L254 225H264V202H260L259 200L260 199H254L252 198V194H249L251 192H248V193H244L241 194L240 196L236 197L233 195V198L232 200H229L230 202H221L223 200L221 199H218V201L220 203H222L221 205H218L216 206L215 203L217 202V200H215L213 203L215 205V211H213L212 208L211 209V212H204L203 211V204L200 202V201H197V195L195 193H191V194H187L189 192H187L188 189H185V187H183L184 185V182L182 183V178L179 177V175H182V173H186V175H188V172H185L184 169H183V161L185 162V159L184 157H182V159H184L183 161L181 160L180 156L178 157ZM218 154V153H217ZM74 155V154H73ZM121 155V154H120ZM127 155V157H128ZM160 155V154H159ZM207 155V153H206ZM64 156L66 157V155L64 154ZM78 156V155H77ZM81 156V155H80ZM79 156V157H80ZM122 156V155H121ZM191 157V154L189 155ZM205 156V155H204ZM209 156V155H207ZM211 156V157H212ZM215 156V155H214ZM223 156V158H225ZM119 157V156H118ZM160 157V156H159ZM164 157V156H163ZM197 157V156H196ZM202 157V156H201ZM200 157V158H201ZM57 158V157H56ZM59 158V157H58ZM104 158V159H103ZM195 158V157H194ZM206 158V157H205ZM62 159V158H61ZM65 159V158H63ZM70 159V158H69ZM73 159V158H71ZM70 159V160H71ZM75 160V158H74ZM81 160H83L81 158ZM107 160V159H105ZM163 160V159H162ZM108 161V160H107ZM164 161V160H163ZM162 161V162H163ZM244 161V162H243ZM59 162H62V161H59ZM73 162V161H72ZM76 162H74L73 164H75ZM80 163V162H79ZM110 163V162H109ZM150 163V162H149ZM153 163V162H152ZM65 164H67L65 162ZM78 164V163H77ZM108 164V163H107ZM146 164V163H145ZM158 164V162H157ZM163 164V163H162ZM233 164V163H232ZM147 165V164H146ZM66 166V165H65ZM88 166V164H87ZM149 166H152V165H149ZM147 167L146 168V171L144 173H141V174H136L135 176H133V182L134 184H136V186L138 188H146L148 189V191H151L152 194H153V197L157 196L158 197V190L156 187V183L159 184L158 182L160 181V178L162 179L164 177V174L163 175H160V171L162 170V167H160V164H159V168L161 169L158 172H156L155 170H153V168L151 167ZM248 166V167H247ZM77 167V166H76ZM86 167V166H84ZM156 167V166H155ZM154 167V168H155ZM67 168V167H66ZM88 168V167H86ZM246 168H249L248 170H246ZM156 169V168H155ZM75 168H71L69 171L67 170L66 172V176L70 177L69 179H71L74 183H77L79 186H80V189L82 190H85V189H89L90 186H92L91 184V181L90 182H85V178H81L83 176H80L81 178V181L79 179L76 178V173H75ZM79 170V169H78ZM168 170V169H167ZM166 171V170H165ZM132 172V171H131ZM134 172V171H133ZM160 172V173H159ZM33 173V172H32ZM84 173V171H83ZM104 173V172H103ZM106 173V172H105ZM164 173H168L167 171L164 172ZM165 174V175H166ZM31 175V174H30ZM28 175V176H30ZM79 175V174H78ZM99 175V174H97ZM103 175V174H102ZM27 176V177H28ZM104 176V175H103ZM168 176V175H167ZM183 176V175H182ZM189 176V175H188ZM192 176V175H191ZM204 176V175H202ZM92 177V176H90ZM121 177V176H120ZM87 178V177H86ZM100 178V176L98 177V179ZM22 179V178H21ZM25 179V178H24ZM132 179V178H131ZM130 179V180H131ZM20 180V179H19ZM29 180V179H28ZM100 180V179H99ZM165 180V179H163ZM162 180V181H163ZM30 181H31V178H30ZM89 181V180H88ZM95 181V180H94ZM96 181H97V176H96ZM101 181V180H100ZM132 181V180H131ZM158 181V182H157ZM201 181V180H200ZM67 182V181H66ZM163 182H166V181H163ZM161 182V183H163ZM233 182V180H232ZM68 183V182H67ZM91 183V184H90ZM131 183V182H129ZM32 184V183H31ZM100 184V183H99ZM108 184V183H107ZM165 184V183H164ZM183 184V185H182ZM25 185H26V182H25ZM28 185V183H27ZM60 185H63V184H60ZM118 185V184H117ZM126 185V184H125ZM132 185V184H131ZM160 185V184H159ZM186 185V184H185ZM184 185V186H185ZM201 185V183H200ZM49 186V185H48ZM94 186V185H93ZM127 187H129L128 185H126ZM133 186V185H132ZM165 186H166V189H165ZM28 187V186H27ZM30 187V186H29ZM97 186H95L96 188ZM187 187V185H186ZM114 188V187H113ZM24 189V188H23ZM97 189V188H96ZM118 189V187L116 188ZM102 190V189H101ZM222 190V189H220ZM242 190V189H241ZM261 190V189H260ZM51 191V190H50ZM71 191V190H70ZM81 191V190H80ZM129 191V190H128ZM198 191V190H197ZM243 191V190H242ZM249 191V190H247ZM26 192V191H25ZM27 192H30V191H27ZM52 192V191H51ZM50 192V193H51ZM86 192V191H85ZM108 192V191H107ZM127 192V191H126ZM130 192V191H129ZM31 193V192H30ZM45 193H48V192H45ZM55 193V192H54ZM70 193V192H69ZM83 193V192H82ZM111 193V192H110ZM198 193V192H197ZM225 193V192H224ZM224 193H220L221 196H225ZM242 193V192H241ZM40 194V193H39ZM42 194V193H41ZM40 194V195H41ZM53 194V192H52ZM78 194V193H77ZM108 194V193H107ZM129 194V193H128ZM131 194V192H130ZM229 194V193H228ZM228 194L225 196L227 197ZM201 195V194H200ZM231 195V194H230ZM236 195V194H235ZM36 196V195H35ZM107 196V195H106ZM151 196V195H150ZM166 196V194H165ZM45 197V196H44ZM50 197V196H49ZM48 197V198H49ZM152 197V196H151ZM207 197V196H206ZM218 197V195H217ZM258 197V196H257ZM252 198V199H251ZM2 199V197H1ZM40 199V198H39ZM155 199V198H153ZM165 199V198H164ZM210 199H213V196L212 198ZM51 200V199H49ZM56 200V199H55ZM59 200V199H58ZM81 200V199H80ZM109 200V199H108ZM144 200V199H143ZM179 200H182L181 201V205H177V203H179L178 201ZM159 201V199H158ZM105 202V201H104ZM154 202V200H153ZM152 202V203H153ZM161 202V201H160ZM205 202V201H204ZM207 202V201H206ZM212 202V200H211ZM210 204L214 207L213 203ZM57 203V202H56ZM89 203V202H88ZM109 203V202H108ZM146 203H147V200H146ZM150 203V202H149ZM148 203V206H150ZM175 203V204H174ZM183 203V204H182ZM6 204V203H5ZM80 204V202H79ZM85 204V203H84ZM104 204V203H103ZM156 204V203H155ZM11 205V204H10ZM44 205V204H43ZM46 205V204H45ZM49 205V204H48ZM53 205V204H52ZM108 205V204H107ZM154 205V204H153ZM174 205V206H173ZM7 206H9L7 204ZM104 207V205H102ZM102 206L100 208H102ZM34 207V206H33ZM78 207V206H77ZM248 207V206H247ZM48 208V207H46ZM117 208V209H116ZM206 208V206H205ZM243 208V207H242ZM240 208V209H242ZM246 208V207H245ZM44 209V208H43ZM50 209V208H49ZM133 209V212L130 213L129 211ZM13 210V208H12ZM32 210V209H31ZM40 210V209H39ZM114 210V211H113ZM209 210V209H208ZM14 211V210H13ZM38 211V210H37ZM43 211V210H42ZM103 211V210H101ZM48 213V212H47ZM104 213V211L102 212ZM130 213V214H129ZM15 214V213H14ZM232 214V213H231ZM17 215V214H16ZM36 215V214H35ZM40 214H38L39 216ZM102 215V214H101ZM161 215V216H162ZM34 216V215H33ZM73 216V215H72ZM97 216V215H96ZM100 216V214H99ZM172 216V215H171ZM8 217V215H7ZM6 217V218H7ZM16 217V216H15ZM40 217V216H39ZM42 217V216H41ZM102 217V216H101ZM100 217V218H101ZM105 217V216H103ZM119 217V216H118ZM11 218V217H10ZM35 218V216H34ZM51 218V217H50ZM75 218V217H74ZM229 220H236L239 218V215L238 213H234L233 215L229 216ZM81 220V218H79ZM7 220H9V217L7 218ZM37 220V219H36ZM79 220V221H80ZM85 220V219H84ZM99 220V219H98ZM123 220V219H122ZM122 220H119V221H122ZM240 220V219H239ZM78 221V220H77ZM96 221V220H95ZM174 221V220H173ZM241 221V220H240ZM50 222V221H49ZM84 222V221H83ZM109 222V221H108ZM123 222V221H122ZM233 222V221H232ZM245 222V221H244ZM7 223V222H6ZM31 223V222H30ZM100 223V222H99ZM124 223V222H123ZM247 223V222H246ZM75 224V223H74ZM84 224V223H83ZM103 224V223H101ZM108 224V223H107ZM187 224V225H188ZM239 224V223H238ZM30 225V224H29ZM72 225V224H71ZM26 226V225H25ZM51 226V225H50ZM112 226V225H111ZM10 227V226H9ZM243 227V226H242ZM258 227V226H257ZM28 228V227H27ZM49 228V227H48ZM252 228V227H251ZM249 229V230H252V229ZM67 230V229H66ZM65 230V231H66ZM71 231V230H69ZM75 231V230H74ZM2 232V231H1ZM5 232V231H4ZM57 233V232H56ZM59 233V232H58ZM132 233H135L134 237H130V234ZM6 234V233H5ZM5 234L3 235V238L5 237ZM67 234V233H66ZM34 235V234H33ZM73 235V234H72ZM131 235V236H132ZM31 236V235H30ZM29 236V237H30ZM78 236V235H77ZM80 236V234H79ZM78 236V237H79ZM92 236V235H91ZM179 236V234H178ZM181 236V235H180ZM264 236V235H263ZM262 236V237H263ZM65 237V236H64ZM74 238V236H73ZM142 239V238H141ZM186 240V239H185ZM184 240V241H185ZM116 241V242H115ZM147 241V240H146ZM119 242V243H118ZM160 242H162L160 244ZM186 242V241H185ZM70 243V242H69ZM111 243V242H110ZM146 243V242H145ZM14 244V243H13ZM16 244V243H15ZM24 245V244H23ZM68 245V244H67ZM128 245V244H127ZM147 245V243H146ZM145 245V246H146ZM188 245V244H187ZM20 246V245H19ZM25 247V245H24ZM121 247V246H120ZM123 247V246H122ZM122 247L120 249H122ZM189 247V246H188ZM11 248V247H10ZM22 248V247H21ZM164 248V249H163ZM186 249L185 246H183V248L179 251H181L180 253H183L184 250ZM190 248V247H189ZM25 249V248H24ZM26 249H27V246H26ZM29 249V248H28ZM239 249V248H238ZM12 250V249H11ZM119 250V249H118ZM156 250V249H155ZM187 250V249H186ZM191 250V249H190ZM6 251V250H4ZM3 251V252H4ZM23 251V249H22ZM26 251V250H25ZM121 251V250H120ZM174 251V250H173ZM188 251V250H187ZM8 252V251H7ZM119 252V251H118ZM155 252V251H154ZM23 253V252H22ZM29 253V252H28ZM31 253V252H30ZM122 253V252H121ZM156 253V252H155ZM154 253V254H155ZM179 254V252H177ZM241 253V252H239ZM7 254V253H6ZM144 254V253H143ZM147 254V253H146ZM187 254L189 255L190 252ZM8 255V254H7ZM12 255V254H11ZM20 255V254H19ZM110 255H113V256H117V252H111ZM157 255V254H156ZM186 255V254H185ZM240 255V254H239ZM238 255V256H239ZM6 256V255H5ZM28 256V254H27ZM233 256V255H232ZM8 257V256H6ZM10 257V256H9ZM18 257V255H17ZM154 257V256H153ZM188 257V256H187ZM186 257V258H187ZM234 257V256H233ZM3 258H4V255L2 254V252L0 251V264H3ZM11 258V257H10ZM9 258V259H10ZM25 258V257H24ZM152 258V257H151ZM189 258V257H188ZM187 258V259H188ZM19 259V258H18ZM35 259V258H34ZM146 259V257H145ZM149 259V258H148ZM155 259V257L153 258ZM157 259V258H156ZM160 259V260H161ZM181 260V258H179ZM178 259V260H179ZM27 260V259H26ZM127 260V258H126ZM129 260V258H128ZM137 260H139L137 258ZM152 260V259H151ZM177 260V261H178ZM10 261V260H9ZM14 261V260H13ZM35 261V260H34ZM39 261V260H38ZM36 261V262H38ZM164 261V260H163ZM184 261V260H183ZM24 262V261H23ZM47 262V261H46ZM53 262V261H52ZM70 262V261H69ZM72 262V261H71ZM152 262V261H151ZM173 262V261H172ZM27 263V262H26ZM39 263V262H38ZM41 263V262H40ZM48 263V262H47ZM55 263V262H54ZM67 263V262H66ZM133 263V262H132ZM175 263V262H174ZM6 264V263H4ZM12 264V263H11ZM28 264V263H27ZM45 264V263H44ZM58 264V263H57ZM60 264V263H59ZM69 264V263H68ZM72 264H74L72 262ZM135 264V263H133ZM150 264V263H148ZM178 264V263H177ZM263 264V263H262Z\"/></svg>","mask_w":264,"mask_h":264},{"label":"clouds","instance_id":"obj_3","mask_svg":"<svg viewBox=\"0 0 264 264\" xmlns=\"http://www.w3.org/2000/svg\"><path fill=\"white\" fill-rule=\"evenodd\" d=\"M259 171H260V172H264V167H261V168L259 169Z\"/></svg>","mask_w":264,"mask_h":264}]
</instances>
